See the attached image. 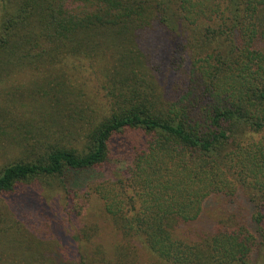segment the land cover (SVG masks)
<instances>
[{
    "label": "trees",
    "instance_id": "obj_1",
    "mask_svg": "<svg viewBox=\"0 0 264 264\" xmlns=\"http://www.w3.org/2000/svg\"><path fill=\"white\" fill-rule=\"evenodd\" d=\"M115 25L111 36L133 37L129 75L109 89L82 147L3 165L0 198L56 186L71 201L89 189L123 237L103 264H138L139 245L155 264H249L255 248L264 252V50L255 47L264 0H0V71L95 62L102 49L91 35ZM146 71L158 92L128 85ZM100 171L105 177L87 181ZM216 193L245 196L249 225L183 238L179 228ZM89 232L91 240L97 230Z\"/></svg>",
    "mask_w": 264,
    "mask_h": 264
},
{
    "label": "rangeland",
    "instance_id": "obj_2",
    "mask_svg": "<svg viewBox=\"0 0 264 264\" xmlns=\"http://www.w3.org/2000/svg\"><path fill=\"white\" fill-rule=\"evenodd\" d=\"M114 28L117 26L91 35L102 49L95 62L86 58L81 64L63 68L24 64L0 71V167L12 161L35 159L52 146L82 147L95 112L108 102L109 89L115 85L120 89L119 81L129 70L123 64L124 52L131 56L134 52L132 35L123 31V37L111 36L109 29ZM138 42L142 49V35ZM255 47L264 50V41H258ZM102 56L101 63L109 65L100 70L97 62ZM144 74L145 79L140 76L128 85L158 92L160 86L152 75L147 71ZM162 75L159 80L165 82ZM172 82L171 89L176 87V81ZM107 171L86 179L103 178ZM51 188H29L34 194L31 197L15 193L0 198V264H78L80 252L85 264L115 260L123 237L102 201L89 189L69 201L61 188ZM232 198L235 202L222 193L209 196L200 216L183 224L179 234L197 242L210 232L233 227L240 220L249 225L248 218L254 211L252 203L243 195ZM93 226L97 233L90 240L89 229ZM136 247L139 263L155 264L156 257L146 247ZM250 260L249 264H264V252L255 248Z\"/></svg>",
    "mask_w": 264,
    "mask_h": 264
}]
</instances>
